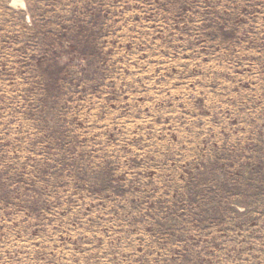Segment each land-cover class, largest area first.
<instances>
[{
  "label": "rangeland",
  "instance_id": "rangeland-1",
  "mask_svg": "<svg viewBox=\"0 0 264 264\" xmlns=\"http://www.w3.org/2000/svg\"><path fill=\"white\" fill-rule=\"evenodd\" d=\"M0 264H264V0H0Z\"/></svg>",
  "mask_w": 264,
  "mask_h": 264
}]
</instances>
